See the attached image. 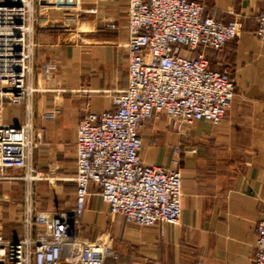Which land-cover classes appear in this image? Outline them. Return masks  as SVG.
<instances>
[{
    "label": "crops",
    "instance_id": "1",
    "mask_svg": "<svg viewBox=\"0 0 264 264\" xmlns=\"http://www.w3.org/2000/svg\"><path fill=\"white\" fill-rule=\"evenodd\" d=\"M196 1L205 15L240 24L237 37L221 50L205 51L210 68L229 72L235 81L233 102L218 125L197 121L177 131L160 115L147 119L140 130L141 160L181 173L179 223L129 225L122 215L109 213L98 185H89L75 232L89 241L112 239L117 257L105 264H254L256 224L264 211V42L254 30L264 0ZM127 24L128 0L34 2L29 82L35 90L24 104L4 110L6 123L30 119L33 126L30 165L39 177L12 169L8 175L18 179L5 181L25 186L34 210H59L46 197L53 187L57 200L76 174L79 120L88 111L113 109L114 93L126 88ZM75 193H70L72 208Z\"/></svg>",
    "mask_w": 264,
    "mask_h": 264
},
{
    "label": "built area",
    "instance_id": "2",
    "mask_svg": "<svg viewBox=\"0 0 264 264\" xmlns=\"http://www.w3.org/2000/svg\"><path fill=\"white\" fill-rule=\"evenodd\" d=\"M35 1L0 0V180L18 179L8 175L12 169L38 176L30 165L36 144L30 119L22 124L4 119L6 105L24 104L35 90L29 82ZM37 1L51 5L55 0ZM255 22L254 35L264 42V7ZM127 26L126 88L114 93L113 109L88 111L77 125L75 206L34 210L27 192L25 235L8 239L0 230V264H105L117 257L111 238L89 241L75 232L91 183L98 185L109 213L122 215L129 225L179 223L181 173L141 160L140 130L147 119L160 115L177 131L197 121H223L235 81L229 72L210 68L205 51L221 50L237 37L240 24L205 15L196 0H128ZM253 263L264 264V211L256 224Z\"/></svg>",
    "mask_w": 264,
    "mask_h": 264
},
{
    "label": "rangeland",
    "instance_id": "3",
    "mask_svg": "<svg viewBox=\"0 0 264 264\" xmlns=\"http://www.w3.org/2000/svg\"><path fill=\"white\" fill-rule=\"evenodd\" d=\"M76 189L75 181H67L63 186L62 193L54 200L53 196L57 193L53 187L48 188L50 197H46L51 207L59 209H71L72 199L70 193ZM26 188L22 185L9 183L5 180H0V230L4 235L9 236V233H24V212L26 206ZM44 207V206H42Z\"/></svg>",
    "mask_w": 264,
    "mask_h": 264
},
{
    "label": "bare ground",
    "instance_id": "4",
    "mask_svg": "<svg viewBox=\"0 0 264 264\" xmlns=\"http://www.w3.org/2000/svg\"><path fill=\"white\" fill-rule=\"evenodd\" d=\"M37 177H39V176H37ZM37 177H34V178H37Z\"/></svg>",
    "mask_w": 264,
    "mask_h": 264
}]
</instances>
